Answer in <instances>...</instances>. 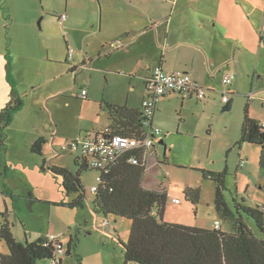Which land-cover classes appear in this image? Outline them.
<instances>
[{"label":"rangeland","instance_id":"374dc122","mask_svg":"<svg viewBox=\"0 0 264 264\" xmlns=\"http://www.w3.org/2000/svg\"><path fill=\"white\" fill-rule=\"evenodd\" d=\"M74 6L78 8L79 17L74 36L80 38L83 35L80 31L84 29V32H89L88 42L94 48L98 33H91L93 22L85 18L83 12L85 7L92 8V11L96 8L88 0H0V54L3 53L1 55L6 59V54H12V74L19 81L21 91H30L29 95H22L27 116L24 121L20 118L10 124L6 151L1 155L0 225L8 218L19 241L59 236L65 247L62 264H74L77 253L84 264H124L121 240L128 241L132 223L125 217L109 214V223L102 226L105 216L95 213L92 206L95 194L91 191L93 185H98L99 171L96 168L83 171L82 183L87 190V199L84 207L80 208L64 204L71 203L75 194L67 195L62 184L63 177L48 168L64 166L77 171L79 166L75 160L79 152L71 154L62 149L70 140L65 139L70 134L77 136L79 132L82 135L91 132L94 136L100 128L105 130L110 122L109 114H98L97 103L91 98L84 99L81 93L91 72L102 84L104 70L100 67L103 64L92 62L88 69L81 70L77 75L69 71L68 64L72 61L65 58L67 40L59 16L68 7ZM261 28H264V19ZM238 34L246 38L247 45L246 50L236 47L240 56L253 60L259 58L253 85L258 100L249 107V113L264 122V31L262 38L253 27L250 30L241 26ZM243 71L245 77L244 67ZM110 77L113 79V76ZM64 86L63 93L56 92ZM9 87L10 83L6 80L0 91L6 94ZM114 87L110 89L119 94L122 84ZM128 87L127 84L122 90L124 98L128 92L135 97L141 83L137 82L136 88L135 84ZM239 90L241 92L234 95V107L228 110H223L226 105L223 94L227 90L221 88L214 91L218 105L211 109L205 108L204 101L195 98L186 99L183 106L181 101H169L159 108L154 124L161 128L164 143H160L161 137H155L158 151L156 156L147 157L144 187L160 189L162 186L168 190L164 220L203 228L214 226L217 219L221 221L223 230H231V223L223 220L215 205L217 181L205 177L204 171L226 170L224 193L233 209L236 201H243L252 207L264 204V168L259 164L261 147L239 142L244 108L251 101L249 85L243 84ZM240 98L243 100L239 101ZM53 109H58L59 113L54 120L51 118ZM187 109L190 111L186 112ZM39 130L44 131L48 139L57 134L56 149L47 144L43 154L31 150L33 136ZM153 149L156 150L155 147ZM186 188L199 190L197 205L187 200ZM174 197L181 204H174ZM247 222L257 236L264 238L254 221L247 218ZM72 237L76 246L73 254L68 255L67 244ZM0 250L4 254L9 252L2 237ZM37 264L51 262L45 258Z\"/></svg>","mask_w":264,"mask_h":264},{"label":"crops","instance_id":"0c3cea01","mask_svg":"<svg viewBox=\"0 0 264 264\" xmlns=\"http://www.w3.org/2000/svg\"><path fill=\"white\" fill-rule=\"evenodd\" d=\"M88 1L95 5L94 9L96 8V11H92V8L85 7L83 12L84 17L93 22L91 33H98L94 48L88 42L89 32H84L83 29L80 31L83 33L80 38L74 36V32L78 30L75 27L79 25L76 6L68 7L67 11L63 12L66 14V19L60 20L63 23L67 40L68 52L65 58L72 61L71 64H68L70 65L69 71L72 67H76L71 72H75L77 75L81 70L88 69L92 62L99 61L103 64L100 67L104 70L102 84L99 83L100 80L93 77V72H91L82 87V90L87 91V97L84 99L91 98L94 100L93 102L97 103L98 114H109L107 103L125 104L134 109L141 108L143 99L148 95L147 78L158 64L167 70L176 69L189 72L194 81L206 87L208 96L204 99L184 98L171 92L158 101L155 119L158 115L157 112H160L159 108H163L169 101L177 103L181 101V106H183L186 99L195 98L204 101L205 108L211 109L218 105L214 91H219L221 88L226 89V92L230 94L229 101L233 99L232 107H234V95L241 92L239 88L243 84L249 85V91L253 90L255 75L258 73L259 58L253 60L251 57L246 59V57L240 56L236 47L246 50L247 45L246 38L241 37L238 30L241 26L246 29L250 28V30L253 27L257 30V34L260 33L263 38L264 28H261V24L264 19V0ZM1 54L0 86L4 85L7 80L5 69L7 59ZM243 67L246 69L245 77L243 76ZM229 69L236 71L237 76L232 84L224 85L223 76ZM110 76H113V79ZM18 77L21 79L20 74ZM137 82L141 83V89L137 95L133 97L134 94L128 92L124 98L122 90L126 88V85L128 84V88H130L135 84L136 88ZM120 84H122V88L119 89L120 93H114L113 87L115 86L114 89L118 88ZM65 89L66 86L60 87L56 92L60 94ZM18 90L21 91L19 86ZM21 92L22 95L30 94L28 89ZM256 92H254L255 95L249 97L251 107L258 100ZM12 96L11 87L6 91V94L0 91V111ZM137 97L138 101L136 102ZM242 100L243 98L239 99V101ZM24 108L25 106L17 112L13 124L20 118L24 121L27 116L24 113ZM52 111L51 118L54 120L56 116L59 117V113L58 109ZM180 112L182 113V111ZM100 131H103L102 128L98 130V132ZM40 136L46 137L48 143L46 142L45 145L52 144L55 148L57 134L52 139H48L44 131L39 130L33 136V142ZM69 137L65 140H69L75 135L70 134ZM160 143H164L163 137H161ZM155 148L156 150L153 149L149 155L156 156L155 152L158 151V147L155 145ZM146 174L147 169L145 176ZM145 176L142 181L143 186ZM164 189L160 186L158 190Z\"/></svg>","mask_w":264,"mask_h":264},{"label":"trees","instance_id":"16d2710c","mask_svg":"<svg viewBox=\"0 0 264 264\" xmlns=\"http://www.w3.org/2000/svg\"><path fill=\"white\" fill-rule=\"evenodd\" d=\"M8 54H6V79L10 83L13 96L0 111V161L2 153L6 151L8 128L17 112L24 107L23 96L18 90L19 81L12 74L13 56ZM75 68L72 67L71 71ZM107 107L110 115L108 128L112 133L134 137L144 134L142 106L134 109L125 104L107 103ZM249 107L248 101L244 108L239 142L259 145L261 147L259 164L264 167V124L261 120L251 117ZM88 133L91 132L85 135ZM46 142V137L40 136L34 140L31 150L43 154ZM151 151L153 149L140 148L133 152H126L118 159L111 160L105 170L91 166L89 158L83 155H78L75 160L76 165L79 166L77 171L64 166L48 168L54 174L63 177L62 184L67 195L75 194L71 203H62L80 208L84 207L87 199V190L82 183L83 171L88 168H96L99 171L97 191H91L95 194L92 199L95 213L105 216L102 226L109 223L107 217L109 214L125 217L132 223L128 241L121 240L124 264L130 262L137 264H264V238L257 236L247 222V218L254 221L264 234V204L252 207L243 201H236L235 209H233L226 201L224 193L226 170L204 171L205 177L217 181L215 205L223 220L231 223V230H223L221 221L217 219L214 221V226L203 228L166 221L164 212L168 202V192L157 188L148 189L142 184L148 166L145 154ZM131 154L137 156V163L129 162ZM186 194L187 200L195 205L198 204L200 198L198 189L186 188ZM173 199L174 204L181 202L180 200L174 202ZM216 221L220 222L219 228ZM11 223L6 218L0 225V237L9 249L7 254L0 250V264H37L39 260L45 258L50 260L51 264H62L65 247L59 236L55 238L41 236L35 241L28 238L25 241H19L12 230ZM72 240H74L73 237L67 244L68 255L73 254L76 246ZM74 264H84L78 253Z\"/></svg>","mask_w":264,"mask_h":264},{"label":"built area","instance_id":"2783aa9c","mask_svg":"<svg viewBox=\"0 0 264 264\" xmlns=\"http://www.w3.org/2000/svg\"><path fill=\"white\" fill-rule=\"evenodd\" d=\"M62 21L66 19V14H62ZM237 73L234 70H229L223 76L224 85H230L236 78ZM147 97L143 99L141 104L143 109L144 120H142L144 134L138 137L128 136L127 134H114L110 128H106L102 132H97L94 136L91 133L87 135H78L77 137L69 140L63 145L64 150L71 153L79 152V155H83L89 158L91 166L105 170L110 161L118 159L126 152H133L140 148L151 150L156 145L155 137H161L163 132L159 126L154 124L156 106L158 101L163 96L171 92H175L182 97H196L198 99H204L208 96V90L206 87L201 86L198 82L191 78V74L185 70H167L160 64L156 65L152 71V74L147 78ZM255 91H251L249 96H253ZM83 98L87 97V91L82 90ZM229 101V96L226 91L223 94V102ZM152 153V152H150ZM149 156L148 152L145 154V159ZM129 162L137 163L138 158L135 154L129 156ZM244 164V160H241V165ZM100 179V177H98ZM92 191H97V187L93 185ZM174 202H179L178 198L173 199ZM216 225L219 228L220 222L216 221ZM52 237V236H51ZM52 238H55L53 236Z\"/></svg>","mask_w":264,"mask_h":264},{"label":"water","instance_id":"95a60500","mask_svg":"<svg viewBox=\"0 0 264 264\" xmlns=\"http://www.w3.org/2000/svg\"><path fill=\"white\" fill-rule=\"evenodd\" d=\"M232 103H233V99H231L230 101H228V103L226 104L225 107H223V110H228L232 107Z\"/></svg>","mask_w":264,"mask_h":264},{"label":"clouds","instance_id":"9594fccd","mask_svg":"<svg viewBox=\"0 0 264 264\" xmlns=\"http://www.w3.org/2000/svg\"><path fill=\"white\" fill-rule=\"evenodd\" d=\"M249 96V95H248ZM250 97V96H249Z\"/></svg>","mask_w":264,"mask_h":264}]
</instances>
